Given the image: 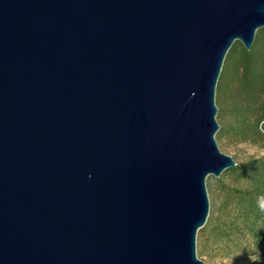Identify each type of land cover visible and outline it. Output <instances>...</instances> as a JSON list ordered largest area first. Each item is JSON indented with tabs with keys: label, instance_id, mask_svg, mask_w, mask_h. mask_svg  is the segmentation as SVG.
<instances>
[{
	"label": "water",
	"instance_id": "water-1",
	"mask_svg": "<svg viewBox=\"0 0 264 264\" xmlns=\"http://www.w3.org/2000/svg\"><path fill=\"white\" fill-rule=\"evenodd\" d=\"M264 0H0V264H207L215 95Z\"/></svg>",
	"mask_w": 264,
	"mask_h": 264
},
{
	"label": "trees",
	"instance_id": "trees-1",
	"mask_svg": "<svg viewBox=\"0 0 264 264\" xmlns=\"http://www.w3.org/2000/svg\"><path fill=\"white\" fill-rule=\"evenodd\" d=\"M217 91L228 96L229 129L242 141L264 146V27L256 31L249 50L239 41L233 43L224 59ZM219 135H224V128ZM225 172L231 182L224 189L222 217L213 221L211 232L218 238L237 233L240 239L247 231L264 243V154ZM258 257L264 258V251Z\"/></svg>",
	"mask_w": 264,
	"mask_h": 264
},
{
	"label": "rangeland",
	"instance_id": "rangeland-1",
	"mask_svg": "<svg viewBox=\"0 0 264 264\" xmlns=\"http://www.w3.org/2000/svg\"><path fill=\"white\" fill-rule=\"evenodd\" d=\"M215 102L218 108L216 119L219 123L215 137L220 150L231 155L237 163L264 154V146L242 141L229 129L228 96L226 93L219 94L217 87ZM220 128H224L223 136L219 135ZM226 170L218 177L209 175L206 179L210 208L204 228L201 227L203 230L200 228L197 233V256L207 264H264V258L258 257L264 251V243L256 241L255 236L247 231L240 239L237 233L231 238H218L211 232L213 221L222 217L226 186L231 182Z\"/></svg>",
	"mask_w": 264,
	"mask_h": 264
}]
</instances>
